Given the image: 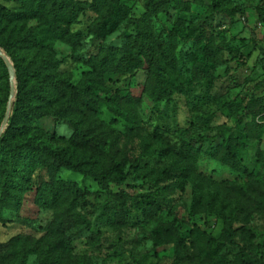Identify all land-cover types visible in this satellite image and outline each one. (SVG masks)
Returning a JSON list of instances; mask_svg holds the SVG:
<instances>
[{"label":"rangeland","instance_id":"obj_1","mask_svg":"<svg viewBox=\"0 0 264 264\" xmlns=\"http://www.w3.org/2000/svg\"><path fill=\"white\" fill-rule=\"evenodd\" d=\"M120 1L130 9L132 19L146 11L147 0ZM200 1V6L192 2L187 13L171 6L168 16L151 18L150 27L157 40L165 43L170 33L176 35L177 70L181 71L183 86L170 102L153 108L143 95L146 72L142 70L133 76H105V92L92 96L96 112L89 118L85 116L84 127L103 151H76L93 156L99 166H124L122 173H129L128 178L119 187L109 188L130 197L125 203L127 214L122 224L117 223L112 200L99 191L91 177L60 170L57 179L73 182L89 193L83 211L89 224L64 230L63 244L52 252V256L62 255L59 264H230L238 258L264 263V107L254 102L264 103V53L254 47L255 43L264 51V23L258 19L259 12L264 15V0H224L225 12L219 14L208 9L211 0ZM0 4L13 7L2 0ZM96 18L92 11H85L70 28L82 35L77 50L60 42L52 47L54 57L60 61L59 72L75 84L90 71L87 62L101 48L122 45L124 24L106 38L97 39L90 34ZM177 21L184 24L182 30H178ZM208 40L217 49L215 65L207 77L197 82L189 73L191 58L196 55V61H202L197 49ZM16 95L15 78L10 117ZM126 96L140 99L139 106L133 107L132 119L112 113V99ZM248 103L250 109L245 110ZM122 107L124 113L131 112L129 106ZM6 109L7 104H0V127ZM36 126L41 138L69 146L73 130L65 122L42 118ZM219 132L223 139L240 132L248 136L243 139L247 149L241 155L248 174L233 173L210 157L215 144L205 138ZM187 142L199 147L202 154L193 160L195 163L186 162L191 171L177 182L178 149ZM48 179L46 171H37L33 177L34 182ZM33 196L25 194L19 212L0 214V256L11 248L16 237L36 241L46 235L53 212L38 208ZM222 216L232 220L234 245L223 233ZM40 263V255L26 256L25 264Z\"/></svg>","mask_w":264,"mask_h":264},{"label":"trees","instance_id":"obj_2","mask_svg":"<svg viewBox=\"0 0 264 264\" xmlns=\"http://www.w3.org/2000/svg\"><path fill=\"white\" fill-rule=\"evenodd\" d=\"M2 1L13 5L5 7L0 4V48L13 63L17 95L7 130L0 137V214L3 211L19 212L25 194L33 193L34 204L40 209L52 211L53 218L46 235L39 240L27 236L14 238L11 248L0 256V264H25L29 254L40 255V264H59L62 255L52 256V252L57 245L63 244L61 236L64 230L70 226L80 228L89 224L83 214L89 193L73 182L57 179L56 174L60 170L91 177L99 191L112 200V215L117 223L122 224L127 214L125 203L130 197L124 192L113 193L109 188V185L119 187L128 178L129 173H122L124 166H99L97 159L82 153L101 154L103 151L100 143L84 127L85 116L89 118L96 112L92 96L105 92V76H133L142 70L146 72L143 95L153 108L162 102H170L173 94L181 92L183 86L181 71L177 70L176 35L170 33L165 43L157 40L150 27L151 18L158 14L168 16L171 6L180 13H187L192 2L199 6L202 3L200 0H147L146 11L138 19H132L129 17L130 9L120 0H92L90 3L73 0ZM223 1L211 0L210 12H225ZM88 10L97 15L90 28L93 37L104 39L122 24L125 31L122 45L101 48L87 62L90 71L75 84L69 76L59 72L60 61L54 57L52 47L57 42L75 50L81 47V33L72 32L70 28L78 16ZM258 19L264 23V15L260 12ZM183 26L177 21L178 30H182ZM198 30L204 33L203 29ZM190 32L192 34L193 31ZM254 47L264 53L255 43ZM197 53L202 61L197 62L196 55H193L189 73L192 80L199 82L215 65L217 49L208 40L201 49H197ZM8 96V70L0 58V104L4 107ZM112 101L115 106L112 113L120 118L128 116L129 119L134 117L136 108L133 107L140 104V99L130 96L114 97ZM254 102L259 108L264 107L263 101ZM122 105L129 106L131 112L124 113ZM249 106L248 103L244 109L249 110ZM42 118H54L70 126L73 135L69 146L54 145L40 137L36 123ZM243 139H248V136L242 132L237 136L229 135L226 139L220 132L205 138L215 144L210 153L213 160L244 176L248 174V169L241 159L247 149ZM201 154L199 147L195 148L188 142L181 143L178 149L179 168L174 176L177 182L184 180L191 171L186 162L192 160L195 163L193 160ZM37 171H46L49 179L34 182ZM221 220L227 242L234 245L232 220L226 216H222ZM173 241L177 243L175 239ZM230 264L264 263L238 258Z\"/></svg>","mask_w":264,"mask_h":264},{"label":"water","instance_id":"obj_3","mask_svg":"<svg viewBox=\"0 0 264 264\" xmlns=\"http://www.w3.org/2000/svg\"><path fill=\"white\" fill-rule=\"evenodd\" d=\"M0 58L3 60L8 70L9 84H10V93H9V99L7 103V109H6V113H5V116L3 118V121L0 127V137H1L2 134L4 133L5 128L7 127V123H8L10 114H11L12 102L15 97V70H14L13 63L7 57V55L4 53L2 49H0Z\"/></svg>","mask_w":264,"mask_h":264}]
</instances>
